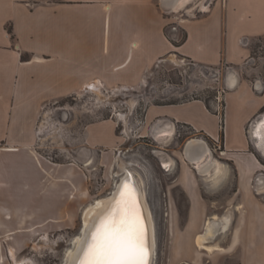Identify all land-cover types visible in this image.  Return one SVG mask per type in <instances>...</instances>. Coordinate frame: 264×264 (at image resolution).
<instances>
[{
	"label": "crops",
	"instance_id": "1",
	"mask_svg": "<svg viewBox=\"0 0 264 264\" xmlns=\"http://www.w3.org/2000/svg\"><path fill=\"white\" fill-rule=\"evenodd\" d=\"M159 2L0 0V264H12L32 247L33 231L42 234L50 217L63 219L72 193L80 205L87 191L73 166L50 162L36 148L42 108L96 92L98 82L137 86L150 67L174 54L200 65L232 68L223 79L224 111L192 99L153 112L162 117L160 123H185L215 140L222 127V153L235 180L233 197L264 219L258 211L264 207V162L257 150L264 147L250 132L264 113V72L248 78L234 71L249 61L252 41L264 37V0H201L192 8L200 16L179 21L185 30L179 43L166 33ZM231 74L236 76L232 86ZM49 209H54L52 216Z\"/></svg>",
	"mask_w": 264,
	"mask_h": 264
},
{
	"label": "rangeland",
	"instance_id": "2",
	"mask_svg": "<svg viewBox=\"0 0 264 264\" xmlns=\"http://www.w3.org/2000/svg\"><path fill=\"white\" fill-rule=\"evenodd\" d=\"M200 2L189 0L186 6L175 9L177 12L162 11L167 21L166 33L174 41L180 42L185 36L180 20L201 15L192 9ZM251 46L249 61L234 68L248 78L264 72V37L254 39ZM229 67L200 65L174 54L150 67L137 86L104 87L98 82L96 92L46 104L36 127V148L50 162L73 166L81 174L87 191L80 205L70 193L71 208L65 209L63 219L50 217L42 234L33 231L32 247L17 255L12 264L22 259H30L33 264H67L73 242L83 227L86 206L109 196L115 183L114 173L122 162L137 164L131 168L139 174L146 190L156 237L152 264H264V219H259L256 210L244 204L245 200L233 197L235 180L230 162L222 153V127L215 140L185 123H160L162 117L153 112L167 103L201 99L211 110L223 113V79L232 70ZM231 99L232 96L228 103ZM263 111L262 108L260 112ZM263 114L253 121L250 132ZM167 129L171 134L162 136ZM248 130L246 124V135ZM192 137L203 138L211 149L209 157L217 162L207 174L196 171L184 155L185 143ZM86 142L98 143L95 148L90 147L93 157L88 165L87 160H77L78 152L89 146ZM257 150L264 162V150L260 147ZM261 198L263 201L264 197ZM49 211L52 216L54 209ZM258 211L264 212V207ZM212 217L223 222V226L207 238L206 244L221 249L208 251L198 248L194 237L204 232V222ZM152 228L154 234L153 224Z\"/></svg>",
	"mask_w": 264,
	"mask_h": 264
},
{
	"label": "snow or ice",
	"instance_id": "3",
	"mask_svg": "<svg viewBox=\"0 0 264 264\" xmlns=\"http://www.w3.org/2000/svg\"><path fill=\"white\" fill-rule=\"evenodd\" d=\"M117 203L118 208L101 220L81 249L79 264H147L144 230L134 202L129 203L122 190Z\"/></svg>",
	"mask_w": 264,
	"mask_h": 264
},
{
	"label": "bare ground",
	"instance_id": "4",
	"mask_svg": "<svg viewBox=\"0 0 264 264\" xmlns=\"http://www.w3.org/2000/svg\"><path fill=\"white\" fill-rule=\"evenodd\" d=\"M188 1L189 0H177L173 5L174 10L181 7V6L183 7V5H186V3ZM235 82H236V76L231 74L229 76V84L233 85V84H235ZM162 134L163 135L164 134L169 135V134H171V130L167 129ZM251 135L257 138L258 145H262L264 147V114L262 115V117L260 119H258L254 123V126L251 129ZM191 156H193V154H191ZM203 158H204V156H202L199 160H197L196 165L198 166V170L200 172H202V173L206 172V174H207V172H209L212 169V166L213 165L215 166L217 162L213 158H210V161H205L206 163H204L202 165L201 163H203L204 161L201 162V160ZM90 163H91V160L89 159L86 161L85 164L88 165ZM205 164H208L207 167L205 166ZM219 170H221V166H218L217 171H219ZM120 172H122V173L120 174ZM129 173H130V171H126L124 166L119 167L117 169V172H116V174H118V175L120 174L121 182L127 180ZM130 174L133 175L132 173H130ZM132 177H133L134 187L137 189V191L140 192L141 204L143 205V208L146 209V213H147L148 207H147V203L144 200V194H143L141 185L138 182V180L134 177V175ZM216 178H217V176L214 179H216ZM119 185L117 187H119ZM109 199H110V195L106 196V197H101V198L95 199L92 203H89L86 206V209L83 213V227H82L83 233H82V235H77L78 237L76 236L77 237L76 240L74 239L75 241L73 243H75V244H74L73 252L71 251L72 254L70 256L69 264H76L77 263L78 258L82 252L81 249L84 246L85 235L90 230V227L93 224L94 220L97 219L103 213V211L106 208L107 201ZM126 199L128 200L129 203H133V197H132V193L130 191L126 192ZM117 208H118V206H117ZM135 212L138 215V210L136 209V205H135ZM212 218L213 219L209 218L204 222V232L198 233L194 237L195 245L200 249L203 248V249H206L208 251H213L214 249H221V247L206 244L207 238L215 235L218 231H220V229L223 226V222L216 221L215 220L216 217H212ZM146 222H147L148 227H149V235H150V239H151L150 244H151V250L153 252L154 251V234H153L152 222H151V218L149 216V213L146 216ZM15 263L16 264H33L30 259L18 260Z\"/></svg>",
	"mask_w": 264,
	"mask_h": 264
},
{
	"label": "water",
	"instance_id": "5",
	"mask_svg": "<svg viewBox=\"0 0 264 264\" xmlns=\"http://www.w3.org/2000/svg\"><path fill=\"white\" fill-rule=\"evenodd\" d=\"M176 1L177 0H160L159 6L163 12H167V13L168 12H174L175 10L173 8V5ZM164 135L162 134V136H164ZM91 153H92L91 149L89 147L85 146L84 148L81 149V152H78L77 160L79 162H85L86 160L90 159ZM191 154H193V156H191ZM184 155H185L186 159L188 160V162H190L194 166V169L196 171L200 172L198 170V166L196 165V161L199 160L202 156H204V158L201 160V162L204 161L203 163H201L202 165L204 163H206L205 161H210L209 156H211V149L203 138L192 137V138H189L185 143ZM116 158H117L116 159L117 162H120V158H118V157H116ZM207 165L208 164H205L206 167H207ZM121 166H124L127 171H130V173L132 172L134 177L140 183V185L142 187L143 194H144V200L147 203L148 211L146 213V209H144L143 205L141 204L140 192L137 191V189L134 187V182H133V177H132L133 175H131L129 173L127 180L121 182L120 174L123 171L120 172L119 175L114 173V176L116 177L114 187L108 193V195H110V199L107 201L106 208L103 211V213L97 219L94 220L93 224L90 227V230L85 235L83 247L86 246V241H89L91 239L93 231L95 230L96 226L100 224L101 220L104 219L106 216H108L110 213H112L117 208V206H118L117 202L120 200L121 191L122 190H125L126 192L130 191L132 193L133 202L136 205V209L138 210V216L140 217L142 228L144 230L145 247L147 249V264H152L153 258H154V253H155L154 252L155 248H154V251L152 252L151 244H150L151 239H150V235H149V227H148V224L146 222V216L148 213H149V216L152 220V224L154 227V247L156 245V237H155V226H154V221H153V215H152L151 207H150L148 199H147L146 190L142 184L141 177L139 176V174L131 168L132 166H137V164H135L133 162H122ZM212 168H213V166H212ZM200 173H202V172H200ZM204 173L206 174V172H204ZM118 185H119V187H117ZM125 185H127V189H125ZM82 233H83V228L81 227L78 235H82ZM73 248H74V243H73L72 249ZM82 255L83 254L81 252L76 264H79V260L82 257ZM69 260H70V256L66 262L67 264H69Z\"/></svg>",
	"mask_w": 264,
	"mask_h": 264
},
{
	"label": "trees",
	"instance_id": "6",
	"mask_svg": "<svg viewBox=\"0 0 264 264\" xmlns=\"http://www.w3.org/2000/svg\"><path fill=\"white\" fill-rule=\"evenodd\" d=\"M8 29V32H11V30H10V28H7ZM185 37V36H184ZM184 39V38H183ZM183 41V40H182ZM181 42V41H180ZM176 43H179V41L178 42H176ZM206 104V106H207V108H209V106L207 105V103H205Z\"/></svg>",
	"mask_w": 264,
	"mask_h": 264
},
{
	"label": "flooded vegetation",
	"instance_id": "7",
	"mask_svg": "<svg viewBox=\"0 0 264 264\" xmlns=\"http://www.w3.org/2000/svg\"><path fill=\"white\" fill-rule=\"evenodd\" d=\"M175 12V11H174ZM169 13H171V12H169Z\"/></svg>",
	"mask_w": 264,
	"mask_h": 264
},
{
	"label": "built area",
	"instance_id": "8",
	"mask_svg": "<svg viewBox=\"0 0 264 264\" xmlns=\"http://www.w3.org/2000/svg\"><path fill=\"white\" fill-rule=\"evenodd\" d=\"M165 13H167V12H165Z\"/></svg>",
	"mask_w": 264,
	"mask_h": 264
}]
</instances>
